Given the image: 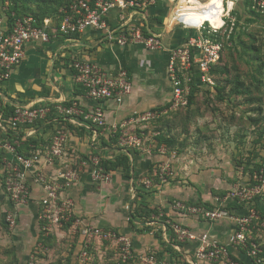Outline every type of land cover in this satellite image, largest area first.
<instances>
[{
    "label": "rangeland",
    "instance_id": "obj_1",
    "mask_svg": "<svg viewBox=\"0 0 264 264\" xmlns=\"http://www.w3.org/2000/svg\"><path fill=\"white\" fill-rule=\"evenodd\" d=\"M208 3L199 25L207 22L214 27L223 26L222 14L231 9L220 33L206 37L223 45L220 59L205 74L195 62L203 56L193 49L191 66L183 70L189 81V92L184 96L186 104L156 121H144L140 119L143 114L136 115L132 123L127 120L123 124L122 132L109 138L115 141L119 151L124 150L121 153L129 149L137 154L166 156V161L155 164L156 179L148 176L146 179L151 184L144 187L162 184L161 165L169 163L172 175H165L164 183L174 182L183 191L199 196L200 202L195 203L200 206L211 210L219 208L225 213L224 218L234 223L235 231L242 221L249 244L241 250L233 241L234 234L232 246L235 249H229L232 257L242 264H264V9L253 10V0H209ZM55 7V2L49 0L44 3L0 0V19H7L10 13H16L14 10H19V15H41L50 14ZM158 131L161 137L169 139L161 143ZM101 142L99 148L102 149L92 156L104 160L119 154L114 149L105 153L107 150L103 147L109 144L108 140ZM101 184L96 181L91 186L94 198L90 204L94 205L97 198L105 195L106 207L116 208L121 225L101 229L113 231L117 237L130 238L131 259L125 255V245L119 240H100L85 234V229L96 228L91 218L76 216L68 223L52 227L50 232L43 230L44 223L39 219L44 210L41 199L37 218L30 206L35 200L32 198L28 205L20 208L17 223L11 227L4 213L7 199L3 196L0 197V264H145L142 258L153 254L139 255L134 251V236L128 237L124 232L123 223H128V194L121 192V184L110 186L102 193ZM124 187L127 189L128 184ZM176 202L189 203L176 198L171 204L173 209ZM159 212L156 219L163 226L168 219L157 210ZM160 224H150L155 227L146 226L141 232L151 231L148 236L160 241L164 239ZM174 243L184 246L176 240ZM252 245L256 254L250 257L248 252ZM156 251L157 247L152 246L148 253H155V258L162 261ZM184 254L188 261L184 257L180 264H219L199 260L195 250Z\"/></svg>",
    "mask_w": 264,
    "mask_h": 264
},
{
    "label": "built area",
    "instance_id": "obj_2",
    "mask_svg": "<svg viewBox=\"0 0 264 264\" xmlns=\"http://www.w3.org/2000/svg\"><path fill=\"white\" fill-rule=\"evenodd\" d=\"M160 1L65 0L56 17L40 21L32 15H24L15 18L12 26L0 33V188L7 199V210L4 213L11 227L17 223L20 208L31 202L33 185L43 191L41 205L44 210L39 219L44 223L43 230L50 232L52 227H59L63 222L68 223L76 217L71 190L80 183L87 167H90L89 175L93 181L109 183L112 180L111 172L105 171L99 157L91 155L89 161H84L70 144L74 129L79 128H87L94 136L92 144L96 143L101 135L99 131L106 127L101 108L87 114L78 100L14 102L5 94L3 87L25 60L27 46L46 45L58 38L73 43L86 32L93 31L102 42L114 43L123 48L141 45L147 51H159L163 48L162 36L146 32L142 25L133 22L136 15L139 16L140 12ZM165 1L175 6L181 0ZM252 9L263 10L264 0H253ZM113 13H117L121 19L117 25L110 20ZM128 13L131 22H128ZM173 23L195 31V36L190 37L184 45L170 50L168 74L173 85V99L167 108L143 114L140 119L144 121L160 120L163 115L186 104L184 96L189 92V81L183 70L191 66L193 49L199 50L203 56L195 62L205 74L223 53L221 42H212L206 37L219 34L224 27L213 29L207 22L195 26L186 25L179 18L174 19ZM168 24L167 19L165 26ZM70 66L76 88L83 91L91 102L120 99L132 93V81L125 69L111 72L94 61L82 58L72 60ZM159 175L163 183L165 175H172L169 163L161 165ZM145 184L150 185L151 181L148 179ZM174 210L182 217L207 222L225 217L219 208L211 210L196 203L176 202ZM241 224L242 221L238 224L241 227L235 231L233 241L242 250L249 243L247 232ZM164 226L177 242L195 245L196 256L203 262L242 264L233 260L226 245L213 241L206 232L195 231L172 219H168ZM85 234L100 240H119L125 245L128 259L133 257L130 238L117 237L113 231L101 228H87ZM254 254L256 248L252 245L248 255L251 257ZM142 259L145 264H166L158 261L155 255Z\"/></svg>",
    "mask_w": 264,
    "mask_h": 264
},
{
    "label": "crops",
    "instance_id": "obj_3",
    "mask_svg": "<svg viewBox=\"0 0 264 264\" xmlns=\"http://www.w3.org/2000/svg\"><path fill=\"white\" fill-rule=\"evenodd\" d=\"M208 2L209 0H181L177 5L172 6L168 1L162 0L157 5L140 12L139 16L136 15L133 23L142 25L146 32L162 36L163 48L155 52L147 51L141 45H130L123 48L114 43L102 42L98 34L93 31L86 32L73 43L64 38H58L46 45L30 44L26 49L25 60L15 71L10 81L4 85V92L14 102L29 100H65L69 102L78 100L87 113L94 112L98 107L101 108L105 115L106 127L99 131L101 135H99L96 143L92 144L91 140L94 139V136L87 128H79L74 129L70 144L76 149L82 160L89 161L93 153H98L102 149V147L99 148L100 142L108 140L109 145L103 147V150H107L104 151L105 153H109L113 149L118 151L119 154L114 155L116 157L124 150L120 149L119 151L117 144H110V135L122 132V126L127 120L132 123L136 115L164 108L172 100L173 86L168 74L170 50L184 45L188 37L195 35V31L173 23L174 19L179 18L186 25H198L201 16L209 5ZM186 3L188 8H184ZM176 12L181 13L177 15ZM167 19L169 24L165 26ZM110 20L117 25L121 19L117 13H113ZM159 20L161 22H158ZM128 22H131L129 13ZM193 22H197V24ZM8 28V19H0V33ZM76 58L94 61L111 72L127 70L132 81V93L120 99L100 103L91 102L76 88L73 81V70L70 62ZM126 153L130 164L128 176L122 170L111 172V182L102 183L100 191L104 193V191H108L110 186L121 184V192L128 194V223H123V227L128 237L134 236V251L143 256L155 255V253H148L150 248L155 246L157 247V254H160V260L169 264H180L179 261L182 258H187L184 256L186 255L184 252L187 253L195 249L193 244L180 246L170 243L171 236L167 233L165 224L161 226L156 219L160 214V212L157 213V210L163 212V217L167 219L173 217L195 231L208 233L213 241L224 244L229 249L232 248L231 250L235 249L232 246V238L236 227L228 219L224 218L219 222H207L185 218L172 208L171 204L176 198L195 203L200 202L199 196L189 191H183L174 182L154 184L152 188L146 187L147 189L144 187L148 176H153L156 179L155 164L166 161V156L155 157L147 152L137 154L129 149ZM113 157L108 159H114L115 157ZM87 168L82 173L80 183L71 190L76 216L93 219L92 223L96 228H111L121 225L117 221L116 208L113 210L106 207L105 195L97 198L95 204L91 206L90 201L92 197L94 198L93 187L91 186L96 181H93L89 175L90 167ZM124 180H127L128 183H124ZM125 184H128L127 189L124 187ZM32 191L35 200L30 206L37 218L38 204L43 197V191L37 185L32 186ZM0 197L3 198L1 188ZM121 208L124 206L122 205ZM151 210L156 212L151 217L144 219L139 216L141 211L146 213ZM155 223H159V228H162L160 234L164 236V239L160 241L156 237L148 236L151 231L141 232L146 226L155 227V225H150ZM152 234L155 235L156 233ZM186 260L188 261V258Z\"/></svg>",
    "mask_w": 264,
    "mask_h": 264
},
{
    "label": "trees",
    "instance_id": "obj_4",
    "mask_svg": "<svg viewBox=\"0 0 264 264\" xmlns=\"http://www.w3.org/2000/svg\"><path fill=\"white\" fill-rule=\"evenodd\" d=\"M27 1H36V2H43V3L46 2V0H27ZM49 1L55 2V6H56L54 8V10L50 14H45V13H41L40 12L41 15H39L37 13V14H32V16L36 17L40 21H42V20H44L45 18H48V17H56L58 15L59 9L65 4V0H49ZM207 9H208V7H207ZM14 11L16 13H14L13 15H12V13H10L9 17L7 18L9 27L12 26L15 18L24 16V15H29V14L19 15V13H18L19 10H14ZM158 22H161V20H159ZM168 106H166L164 108H161L159 110H163V109L167 108ZM160 134L161 133L158 131L159 141L161 143H163V141L169 139V138L168 139H164V137H161ZM114 143H115V141L111 138L110 139V144H114ZM101 166L105 169L106 172H114V171H117V170H122V172L125 173L128 176V173H129V170H130L129 157H128L127 153H122L120 155H117L114 159L101 160ZM153 213H156L155 210L147 211L146 213H145V211H141V213H139V216H141V217H143L145 219V218L151 217V215ZM174 242H175V240L171 236V242L170 243L174 244ZM232 258H233L234 261L238 262V260L235 257H232Z\"/></svg>",
    "mask_w": 264,
    "mask_h": 264
},
{
    "label": "bare ground",
    "instance_id": "obj_5",
    "mask_svg": "<svg viewBox=\"0 0 264 264\" xmlns=\"http://www.w3.org/2000/svg\"><path fill=\"white\" fill-rule=\"evenodd\" d=\"M230 13H231V9L229 8V9H227V12H226V13H223V14H222L223 26H221V27H214L213 25H211V23H209V25H211V27H212L213 29H222V28L224 27V25H225V24H224V22H225V21H224V20H225L224 18L227 17L228 15H230Z\"/></svg>",
    "mask_w": 264,
    "mask_h": 264
}]
</instances>
